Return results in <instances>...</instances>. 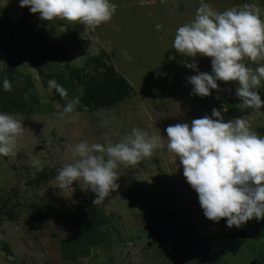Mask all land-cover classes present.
<instances>
[{
  "label": "rangeland",
  "instance_id": "1",
  "mask_svg": "<svg viewBox=\"0 0 264 264\" xmlns=\"http://www.w3.org/2000/svg\"><path fill=\"white\" fill-rule=\"evenodd\" d=\"M111 2L112 19L93 30L43 21L20 0H0V112L24 126L15 154L0 155V264H264V220L237 229L207 219L166 147L118 166L119 188L98 205L82 181L58 189V169L72 162L76 144L116 143L134 127L161 135L166 145L168 126L216 108L225 121L243 116L264 136V108L240 105L236 82L218 81L206 97L192 94L188 78L211 73V59L181 55L172 43L201 0ZM204 2L218 11L245 3L264 11V0ZM193 62L198 71L186 66ZM4 78L11 92L3 90ZM51 79L66 99L49 90ZM258 93L264 100V81ZM67 100L76 101L75 111L62 120L56 105ZM252 226L263 236L228 238ZM157 228L167 238L152 243Z\"/></svg>",
  "mask_w": 264,
  "mask_h": 264
},
{
  "label": "clouds",
  "instance_id": "2",
  "mask_svg": "<svg viewBox=\"0 0 264 264\" xmlns=\"http://www.w3.org/2000/svg\"><path fill=\"white\" fill-rule=\"evenodd\" d=\"M20 7L39 14L43 21L66 20L93 30L109 22L117 9L111 0H20ZM262 16L264 11L255 3L218 11L201 0L194 19L177 28L172 43L181 55L211 59V73L198 72L188 78L192 94L206 97L219 89L218 81L236 82L240 105L253 112L264 108L258 93L264 81ZM246 61L257 66L253 69ZM186 66L198 71L195 62ZM2 86L5 92L12 91L9 79L4 78ZM48 88L62 99L68 96L55 79L48 81ZM75 105V100H67L62 109L57 104L58 118L63 120L72 114ZM165 131L166 145L161 135L138 127L116 143L79 142L72 150V162L58 169V189L68 190L82 181L84 190L96 194L93 205H98L119 188L118 166H134L166 147L178 158L207 219H226L228 228L237 229L250 220H264V136L252 130L247 119L241 116L225 121L221 110L213 108L211 116L170 125ZM23 133L21 121L0 112V155H14Z\"/></svg>",
  "mask_w": 264,
  "mask_h": 264
},
{
  "label": "water",
  "instance_id": "3",
  "mask_svg": "<svg viewBox=\"0 0 264 264\" xmlns=\"http://www.w3.org/2000/svg\"><path fill=\"white\" fill-rule=\"evenodd\" d=\"M259 237V229L257 226H252L248 229L237 230L228 235V238L236 239H255Z\"/></svg>",
  "mask_w": 264,
  "mask_h": 264
},
{
  "label": "trees",
  "instance_id": "4",
  "mask_svg": "<svg viewBox=\"0 0 264 264\" xmlns=\"http://www.w3.org/2000/svg\"><path fill=\"white\" fill-rule=\"evenodd\" d=\"M97 223H99V220L98 219H95V225ZM105 226H106V223H105ZM85 229H86V231H88V228H85ZM258 229H259V237L263 236V231L260 229V227H258ZM80 234H82V233L80 232ZM79 237L80 236L74 235L73 238L76 240ZM166 238H167V234H166L165 230L164 229H161V228L154 229L153 232H152V234H151V242L152 243L162 242Z\"/></svg>",
  "mask_w": 264,
  "mask_h": 264
}]
</instances>
